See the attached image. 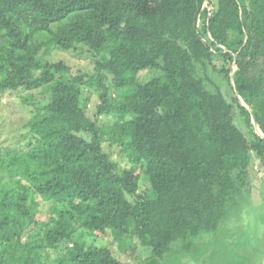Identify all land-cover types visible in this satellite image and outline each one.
<instances>
[{"label":"trees","instance_id":"1","mask_svg":"<svg viewBox=\"0 0 264 264\" xmlns=\"http://www.w3.org/2000/svg\"><path fill=\"white\" fill-rule=\"evenodd\" d=\"M83 47L96 76L46 59ZM234 88L264 135V0H0V96L33 107L26 149L0 157V264H125L91 240L108 233L161 264L173 243L217 234L264 172ZM105 134L132 168L118 172Z\"/></svg>","mask_w":264,"mask_h":264},{"label":"rangeland","instance_id":"2","mask_svg":"<svg viewBox=\"0 0 264 264\" xmlns=\"http://www.w3.org/2000/svg\"><path fill=\"white\" fill-rule=\"evenodd\" d=\"M46 59L51 62L62 61L70 66L74 73L97 75L94 69V58L85 47L69 51L53 50ZM155 72L147 70L140 73L138 77L145 81ZM208 74L212 81L218 83L216 75L211 70ZM107 78L109 90L115 96L112 82L108 76ZM220 89L227 98L232 95L229 84L224 83ZM86 93L89 96L86 114L94 120L96 119L97 94L90 90ZM34 95L36 103L40 95L36 92ZM32 116L33 107L24 104L18 94L6 92L0 96V157H4L7 150L26 149L29 136L25 125ZM240 119L238 125L242 131L246 132V127ZM97 121L104 128L111 124V119L105 117H99ZM78 136L91 140V136L85 133H79ZM102 149L116 164L118 172L134 166L129 152L124 151L117 144H112L106 134ZM255 171L257 178L252 174L250 193L245 190L238 200L241 208L228 217L217 234L191 239L185 243H173L163 254L161 264H262L264 259V187L261 190L260 180L263 179L264 172L257 168ZM143 186L145 189L148 187L146 183H143ZM37 201L39 203L38 219L48 220L52 215L51 202L43 201L41 198H37ZM91 240H94L96 246L108 247L113 256L125 264H140L150 256L151 252L149 248L140 246L136 239L118 242L110 233L98 238L92 237ZM50 255L56 257L55 253Z\"/></svg>","mask_w":264,"mask_h":264},{"label":"water","instance_id":"3","mask_svg":"<svg viewBox=\"0 0 264 264\" xmlns=\"http://www.w3.org/2000/svg\"><path fill=\"white\" fill-rule=\"evenodd\" d=\"M235 60H236V55H234V63H233L232 71H231V83H232V86H234V85H233V81H232V74H233L234 69H235ZM234 91H235V95L237 96V98H238V100H239V103H240L242 106H244V107L246 108V110L249 112L250 117H251V123H252V125H253V127H254V131H255V133H257L258 135H260V136L264 139V135L261 133V131H260V129H259V126H258V124H257V121H256V119H255V116H254V114L252 113L251 109H250L248 106L245 105V103L243 102V100H242V99L240 98V96L238 95V92L235 90V88H234ZM262 264H264V259H263Z\"/></svg>","mask_w":264,"mask_h":264}]
</instances>
